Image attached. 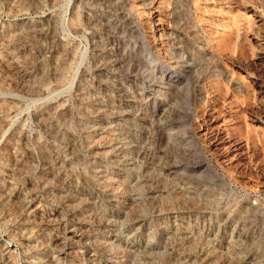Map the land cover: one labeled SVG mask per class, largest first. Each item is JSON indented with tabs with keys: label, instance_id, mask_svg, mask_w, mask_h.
I'll return each instance as SVG.
<instances>
[{
	"label": "rangeland",
	"instance_id": "obj_1",
	"mask_svg": "<svg viewBox=\"0 0 264 264\" xmlns=\"http://www.w3.org/2000/svg\"><path fill=\"white\" fill-rule=\"evenodd\" d=\"M251 1L0 0V264H264Z\"/></svg>",
	"mask_w": 264,
	"mask_h": 264
},
{
	"label": "bare ground",
	"instance_id": "obj_2",
	"mask_svg": "<svg viewBox=\"0 0 264 264\" xmlns=\"http://www.w3.org/2000/svg\"><path fill=\"white\" fill-rule=\"evenodd\" d=\"M246 3H247L246 0H242V2L239 3V6H243ZM253 3H254V1L252 0L251 3H249V4H253ZM235 6L236 5L234 3H232L229 5L228 8L230 10H232L233 8H235ZM235 11H238V9H236ZM236 14H237V12H236ZM258 21H259V19L255 20V17H252V19L248 20L249 25L248 24L247 25L251 26L250 24H252L255 26ZM237 27H238L237 23L234 20L229 31L227 32V37L222 38L223 41L220 42V45L224 46L225 49H227L226 47L228 46L229 42H231V35L234 31L237 30ZM238 81L240 84L239 85L240 89L235 90L231 93V95L233 97H236V99L239 97H241V98L242 97L243 98L248 97L249 101H250V99L254 100L256 93L261 92L260 90H258V92H257L256 89L251 88L249 86V84H246L248 82L247 78L242 74L238 75ZM260 102H262V101H260ZM235 103H237V102H235ZM262 105H263L262 107L257 108L258 114L262 115V116L261 117L260 116L259 117L252 116L249 118L248 126L250 127L249 128L250 132L251 131L253 132V139L254 140L252 138L249 139V137L245 136L244 138H242V139H244L245 142H242V140L240 138H238L239 136L236 138L235 136L230 134V132L227 128L223 127L222 125L219 126V124H216V121H215L216 117H211V121L209 122L208 127H206V129H204V131H206V130L209 131V136H210L209 141L212 144V149L214 148V150L217 152L218 156L221 159H224L227 161V159L232 160L236 156L241 157V156H243L242 154L244 152V149H246L245 147H246L247 143L252 145V146H255V145H257L256 144L257 142L259 143V141H262L264 139V127L262 126L263 125L262 123L264 122V103L263 102H262ZM235 113H237V112H235ZM251 135H252V133H251Z\"/></svg>",
	"mask_w": 264,
	"mask_h": 264
}]
</instances>
